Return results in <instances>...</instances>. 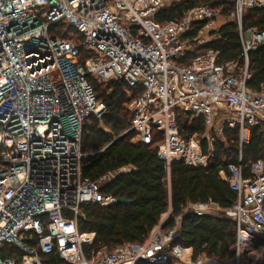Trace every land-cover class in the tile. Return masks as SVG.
I'll return each mask as SVG.
<instances>
[{
	"label": "built area",
	"instance_id": "built-area-1",
	"mask_svg": "<svg viewBox=\"0 0 264 264\" xmlns=\"http://www.w3.org/2000/svg\"><path fill=\"white\" fill-rule=\"evenodd\" d=\"M194 1L0 0V252L8 247L22 254L0 264H44L43 256L53 253L68 264H264V243L256 245L264 239L263 161L252 165L249 178L234 164L220 173L237 195L231 208L213 202L187 207L234 222L232 260H186L173 245L180 217L169 231L159 225L143 244L84 254L94 234L79 232L82 207L116 202L102 192L111 176L96 182L82 176L85 122L106 112L95 84H125L133 142L149 146L158 134L155 149L169 185L174 163L206 168L216 138L226 144L225 129L239 130L242 152L251 129L264 123V91L247 88L249 55L264 46V30L243 26L264 0H211L179 19L156 21L163 11ZM228 23L238 29L241 68L219 65L209 47ZM180 113L204 120L208 134L181 136Z\"/></svg>",
	"mask_w": 264,
	"mask_h": 264
},
{
	"label": "trees",
	"instance_id": "trees-1",
	"mask_svg": "<svg viewBox=\"0 0 264 264\" xmlns=\"http://www.w3.org/2000/svg\"><path fill=\"white\" fill-rule=\"evenodd\" d=\"M211 0H195L180 6L171 7L156 17L164 24L179 19L184 10ZM229 8L232 9V6ZM245 29L264 30V8L250 10L243 20ZM60 30L64 28L60 26ZM60 31V32H61ZM53 34V33H52ZM218 39L209 47L218 52V64L237 62L243 66L242 49L236 24L222 26ZM78 39V37L76 38ZM249 75L247 88L253 92L264 91V46L249 55ZM97 99L106 106L101 118L91 116L83 128L82 149L83 178L96 182L109 175L102 192L115 198L116 202L108 207L100 205L83 206L84 217L78 220L81 234H94L91 246L84 247V254L106 249L109 252L126 244H143L160 225L163 216L170 213L169 220L162 229L169 231L178 222V236L173 245L184 250L185 259L191 262L201 256L221 261L232 260L235 255L236 232L234 222L223 214L197 216L187 211L190 204L213 202L222 209L231 208L237 200L229 184L220 173L228 174V165H239L244 178L251 177V167L257 161L264 162V123L251 129L250 141L242 148L239 146V130H224L226 144L217 138L213 157L206 168H194L178 162L171 166L170 185L166 164L156 153L162 140L158 138L149 146L133 142L136 133L129 131L132 113L126 86L122 82L95 84ZM181 136L186 139L205 134L204 120L185 115L178 117ZM206 151L207 142H203ZM241 157V162H240ZM264 239L257 241V246ZM37 246V239L31 243ZM22 254L13 248H5L0 258ZM44 264H68L56 253L43 256ZM136 264H152L140 260Z\"/></svg>",
	"mask_w": 264,
	"mask_h": 264
},
{
	"label": "water",
	"instance_id": "water-1",
	"mask_svg": "<svg viewBox=\"0 0 264 264\" xmlns=\"http://www.w3.org/2000/svg\"><path fill=\"white\" fill-rule=\"evenodd\" d=\"M167 223V219H165L163 222H161L160 224V229L162 230L164 228V226L166 225Z\"/></svg>",
	"mask_w": 264,
	"mask_h": 264
},
{
	"label": "rangeland",
	"instance_id": "rangeland-1",
	"mask_svg": "<svg viewBox=\"0 0 264 264\" xmlns=\"http://www.w3.org/2000/svg\"><path fill=\"white\" fill-rule=\"evenodd\" d=\"M103 85H104V87L106 86V84H104V83H103ZM179 115H180L181 119L185 118L184 114L180 113ZM205 133H206V135L208 134V132H205ZM212 134L215 135L213 132H212Z\"/></svg>",
	"mask_w": 264,
	"mask_h": 264
},
{
	"label": "crops",
	"instance_id": "crops-1",
	"mask_svg": "<svg viewBox=\"0 0 264 264\" xmlns=\"http://www.w3.org/2000/svg\"><path fill=\"white\" fill-rule=\"evenodd\" d=\"M166 216V215H165ZM165 216H163L162 220L165 218Z\"/></svg>",
	"mask_w": 264,
	"mask_h": 264
}]
</instances>
